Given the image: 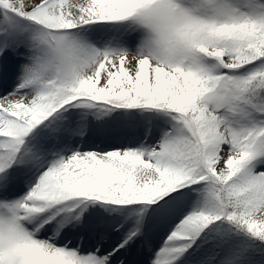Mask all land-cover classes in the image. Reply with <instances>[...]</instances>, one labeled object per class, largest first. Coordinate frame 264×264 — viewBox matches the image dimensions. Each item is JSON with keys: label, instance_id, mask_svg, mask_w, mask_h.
Returning <instances> with one entry per match:
<instances>
[{"label": "snow or ice", "instance_id": "snow-or-ice-1", "mask_svg": "<svg viewBox=\"0 0 264 264\" xmlns=\"http://www.w3.org/2000/svg\"><path fill=\"white\" fill-rule=\"evenodd\" d=\"M0 264H264V0H0Z\"/></svg>", "mask_w": 264, "mask_h": 264}]
</instances>
